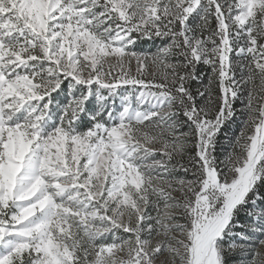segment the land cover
<instances>
[{
  "label": "snow or ice",
  "instance_id": "6c2138e0",
  "mask_svg": "<svg viewBox=\"0 0 264 264\" xmlns=\"http://www.w3.org/2000/svg\"><path fill=\"white\" fill-rule=\"evenodd\" d=\"M0 264H264V0H0Z\"/></svg>",
  "mask_w": 264,
  "mask_h": 264
}]
</instances>
